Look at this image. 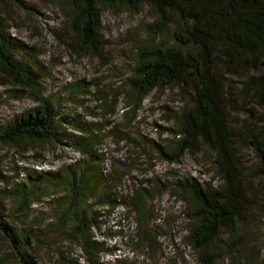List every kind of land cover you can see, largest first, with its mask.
<instances>
[{
	"label": "trees",
	"instance_id": "1",
	"mask_svg": "<svg viewBox=\"0 0 264 264\" xmlns=\"http://www.w3.org/2000/svg\"><path fill=\"white\" fill-rule=\"evenodd\" d=\"M44 1L63 14L69 47L92 58H103L106 51L105 11L148 7L155 18L145 26L146 39L136 45V63L127 78L126 123L108 128L78 97L98 87L95 97L115 115L117 96L108 100V91L96 78L72 83L65 106L48 95L50 68L29 51L34 46L10 35L11 0H0V82L16 87L10 98L36 102L0 122V146L23 155L32 150L41 155L49 146L78 153L57 170L26 167L21 172L16 167L13 175H5L0 164V264H133L130 257L106 259L117 250L109 238L121 232L113 230L109 216L119 207L137 214L143 230L135 235L136 243L143 242L149 254L157 249L156 233L147 228L152 190L144 182L129 194L120 190L118 181L130 172L107 167V151L111 141L118 145L132 140L143 146L126 129L138 118L145 99L166 89L189 95L172 114L177 128H167L178 139L161 145L148 138L149 146L170 162L188 151L208 149L214 171L208 180L191 176L167 185L186 203L184 244L198 264H223L227 257L232 264H252L246 244L253 236L252 213L259 215L257 222H264V200H257L264 198V132L250 131L245 124L246 133L233 131L229 109L238 105L253 115L256 108H264V0ZM237 79L238 95L233 90ZM237 96L241 101L236 102ZM244 141L258 158L251 169V178L260 180L255 187L246 183L237 147ZM257 250V264H264V246Z\"/></svg>",
	"mask_w": 264,
	"mask_h": 264
},
{
	"label": "rangeland",
	"instance_id": "2",
	"mask_svg": "<svg viewBox=\"0 0 264 264\" xmlns=\"http://www.w3.org/2000/svg\"><path fill=\"white\" fill-rule=\"evenodd\" d=\"M8 8L10 10V35L29 46H34L35 49L29 48V51L37 53L39 60L51 70V76L47 78L48 80L46 79L47 94L50 96L54 94L65 106V96L70 91L68 88L72 83H77L82 78L90 83L96 78L98 86L108 91L106 93L109 96L108 100H113L117 96V113L115 115L107 113L101 99L95 97V90L98 87L93 86L89 94L78 98L97 113L96 119L102 120L104 124L108 123V128L123 127L122 123H126L125 98L129 88L127 78L130 77L133 64L136 63L137 42L146 39L145 26L155 18L152 11L148 7L144 9L121 7L118 11H105V37L108 40L106 51L103 58H92L77 54L69 47L71 39L66 33L65 18L57 6L50 5L44 0H25L24 2L11 0ZM238 81L239 79L233 83V90L237 92V95L241 88ZM13 88L16 87L0 82V122L9 120L13 115L36 104L28 97L10 98L9 95ZM235 98L236 102L241 101L240 97ZM188 99V93L182 94L170 89L152 93L145 99L138 112V118L126 129L131 138L137 141L141 139L143 146H138L132 140L122 141L118 145L111 141V147L107 151L109 156L107 167L115 166L120 169V173L121 171L130 172V175L125 176L121 183L118 181L119 189L129 194L131 189L144 182L147 190L153 192L148 200L150 219L147 228L149 232L156 233L157 249L149 254L143 242L136 243L137 236L135 235L143 230L142 227L139 228L137 214L124 213L126 209L119 207L115 212L110 213L109 221L113 230L121 234L116 233L108 237L110 243L117 246V250L106 259L114 261L116 257H130L133 264H198L190 248L185 246L182 239V235L186 232L187 221L184 214L186 203L180 196L172 195L167 185L171 181L191 176L202 180L211 178L214 173L212 161L208 159L211 153L208 149L207 153L204 150L188 151L178 162H170L163 160L149 146L152 144L149 139L161 145L178 139V136L168 131L167 128H177L172 114L179 110ZM248 102L247 106H252L251 102ZM83 116L92 120V116L86 112ZM229 120L235 132L242 129L241 133H246L244 124L248 125L250 131L262 130L264 132V108H256L251 115L246 111H241L236 105L229 109ZM237 147L248 177L247 185L249 187L259 185V179L251 178V169L258 164L255 152L248 141L242 144L237 142ZM146 152L151 157H147ZM35 153L32 150L23 155L8 147L0 146V156H6L0 159V161L3 160L0 163L3 173L13 175L16 167L21 172H24L26 167L57 170L62 165L72 162V156H78V153L73 150H66L62 147L55 149L50 146L46 147L41 155ZM156 182L159 183V187H155ZM257 200L263 203L264 198L258 197ZM246 208L252 211L250 205ZM255 216L259 215L252 213V229L249 231L253 232L251 242L249 240L246 242L252 264H257V248L264 246V222H257ZM243 222L248 224L247 219ZM108 227L109 225L103 229ZM1 250L4 251L2 247ZM223 264H232L231 258L227 257Z\"/></svg>",
	"mask_w": 264,
	"mask_h": 264
}]
</instances>
